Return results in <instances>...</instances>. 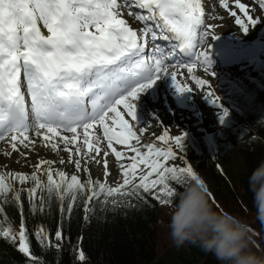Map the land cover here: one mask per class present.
<instances>
[{"label":"snow or ice","instance_id":"6c2138e0","mask_svg":"<svg viewBox=\"0 0 264 264\" xmlns=\"http://www.w3.org/2000/svg\"><path fill=\"white\" fill-rule=\"evenodd\" d=\"M218 2L242 31L258 23L259 18L250 14L252 8L242 0ZM254 2L264 10V0ZM205 15L204 0H0V143L8 146L0 154L11 157L17 153L27 162L41 149L58 156L67 153V159L38 158L31 173L0 165V201L8 203L11 197L22 212L24 193L32 210L43 212L46 192L49 202L53 198L60 202L61 211L67 201L69 215L84 198L87 214L95 211L90 207L93 200L105 210L134 206L131 199L144 200V194L166 204L170 201L166 198L175 194L170 181L199 179L190 165L167 166L177 159L174 149L183 151L185 134L172 136L165 129L155 138L163 146L142 143L126 117L135 119L134 101L161 74L172 77L177 91L193 90L178 81L181 66L173 65L170 70L166 65L169 57L163 49L156 47L145 55L150 42L169 39L164 30L174 34L181 52L195 57L194 63L182 67L196 85L203 89L209 84L194 74L196 63L205 66V71L210 67L207 49L197 52V44L217 35L218 25L206 24ZM125 16L144 26L134 28ZM41 24L48 35L41 31ZM206 94L213 103L219 102L212 91ZM114 145L122 146L121 150ZM109 157H114L120 178L115 186L108 182L112 174ZM57 163L71 164L76 172L55 168ZM91 165L103 169V179L91 176ZM29 182L31 187H15ZM36 199L41 202L39 207ZM3 211L0 204V214ZM33 234L42 246H53L43 226ZM0 238L13 244L18 241L19 251L32 257L23 222L16 230L5 220L0 224ZM62 238V231L57 230L55 239ZM78 258L85 259L83 251Z\"/></svg>","mask_w":264,"mask_h":264},{"label":"rangeland","instance_id":"374dc122","mask_svg":"<svg viewBox=\"0 0 264 264\" xmlns=\"http://www.w3.org/2000/svg\"><path fill=\"white\" fill-rule=\"evenodd\" d=\"M242 2L248 4V6L252 8V12L250 14L253 15L254 18H259L258 23L253 26L249 25L247 32L241 30V28L235 23L234 18L229 16V14L219 5L218 1L214 3L212 12L213 14L220 13L221 15L219 16H223L225 18V24H218V26H221L222 28L221 32L229 31L230 27L238 40L245 41L243 39L259 33L260 28L264 26V10H261V8L256 5L254 0H242ZM238 15H240L242 19L246 20L242 13L238 12ZM184 75L187 76L186 74ZM221 78L224 79L225 82L231 80L239 81V83L236 84L235 91L233 92L234 101L231 105L225 103L219 96ZM206 79L209 84L204 86V88L200 91L201 94L197 95L196 100H190V104L194 106L193 110H183L179 108L173 95L171 97V95L168 94L166 99H161L163 91L157 95V92L154 90L148 91L147 93H141L143 98H137L134 101L135 110L138 112V115L135 116V119L131 123L134 129L138 132L144 125L147 126V132L144 135L139 134L142 137V143L151 142L156 143L159 146H163L160 145V142L155 138L161 135L165 129L169 130L170 135L172 136L183 133L190 137L203 135L209 140H217L219 143L217 150L220 148V156L218 159L216 158L218 155H216V151L214 150L213 153L210 152L211 159H207L205 161L204 155H200L197 147L196 149H186V153L184 154L187 162H191L193 168L195 167L194 170L196 169V174L199 178L204 179L205 185L208 189L210 188L209 191L211 190L217 198V195L212 189L214 185V180L210 176L212 172L217 174L216 171L219 172L222 165L223 169L226 170L229 176L247 174L249 167L256 164V162L253 163L255 157L251 153L255 151L256 146L249 144L248 138L249 133L259 135L260 132L259 130H256V125H264V57H262L259 62L253 63L246 68L233 66L222 69L218 72V75H211V73H209L206 75ZM197 91L198 90L195 89L192 92V95H194ZM208 91H212L215 96L219 97L218 103L212 102L211 98L206 94ZM146 96L149 98L147 99ZM149 100H153L154 102ZM197 101H199L202 105H206L211 111L207 110L206 112H203L201 109H198V105L196 104ZM152 110L159 111L160 115L158 118L153 116L152 112H150ZM225 111L228 113L226 116L223 115ZM214 116L216 117V120H214ZM226 118H228V121L224 124V126H220V123L225 121ZM249 121L253 127L250 125ZM244 128L249 129V133L246 132ZM225 140H230L229 143L231 146H223L225 144ZM114 146H116L118 150H121L122 148V146ZM7 147V145L0 143V149ZM142 150L146 151V149L143 148ZM174 150L177 152L179 149ZM129 155H132V153H129ZM61 156L67 159V153L61 152L58 156L47 149H42L39 151L38 156L33 154L30 156L29 160L25 162L17 153H13L11 157L0 154V165H7L8 168L12 170L31 173L34 170L33 165L36 163L38 158L58 160ZM179 159L180 158L176 161H179ZM18 160L20 161L19 163L16 162ZM109 160L112 174L108 177V182L110 185L115 186L116 182L120 178L117 175V165L114 157H109ZM129 162L130 161L128 160L124 161V163ZM171 163L172 160L168 162L167 166ZM216 163H220L219 167H214ZM54 167L63 169L69 174L76 172V169L71 164L60 165L57 163ZM80 175L82 180L86 179V175L84 173H80ZM91 176L93 178L103 179V169L97 165H91ZM42 179H44V177H42ZM187 181H190V179L185 177L183 182L180 183L185 184ZM171 183H173V181H171ZM31 186L30 182L29 187ZM218 193L222 198L226 195V192L222 188L218 190ZM146 196L148 198V195ZM149 197L152 198V196ZM46 198L47 194L45 192L44 205L46 203ZM81 200L74 206L73 211L71 212L73 216L76 210L80 213L79 208L81 207ZM210 202L213 206L219 207L221 210V206H216L212 201ZM35 203L39 207L41 202L39 199H36ZM55 203L57 205L55 213L56 216H58L60 213V202L57 200ZM49 205L50 202H48L47 206ZM98 205V211L100 210L102 212H106L100 203ZM155 207L157 208V219L152 237L154 238L153 244H156L155 250L159 255L164 250L169 249V247H173V245L166 228L167 213L170 209L161 202H159V205H155ZM59 219L63 220V223H65L64 217L62 218L61 216H58L54 225L55 231ZM64 226L65 224H63V227ZM67 234L68 233H66V235ZM87 258H90V256ZM151 261H154V259ZM78 263H81L80 259Z\"/></svg>","mask_w":264,"mask_h":264},{"label":"trees","instance_id":"16d2710c","mask_svg":"<svg viewBox=\"0 0 264 264\" xmlns=\"http://www.w3.org/2000/svg\"><path fill=\"white\" fill-rule=\"evenodd\" d=\"M256 130H259V135L253 134L248 138V143L256 146L255 151L251 152L255 157L253 163L256 164L249 167L247 174L229 176L223 169L222 172L216 171L217 174L212 172L210 176L214 180L212 189L217 195V198L214 195L217 200L214 204L221 206V211H228L248 223L253 230L256 247L264 249V222L256 218L253 194L248 187L250 172L264 161V125H256ZM207 159L209 160L208 155L204 160ZM169 183L175 193L183 190L185 186L175 181ZM220 188L226 192L224 198L219 196ZM146 195L144 194V200L137 201L132 198L131 204L134 206L114 209L109 206L106 212L98 211V201L93 200L91 206L94 205L95 211L88 213L87 218L83 215L84 212L82 214V207L79 208L80 213L76 210L74 216L71 213L65 218V207L61 212L65 223L62 220L58 227L63 235L61 240L55 239L57 200L54 198L43 212H34L24 193L21 194L22 212L11 197L8 203L0 201L4 210L0 214V224L7 220L18 230L23 222L27 228L31 253L35 257L34 261H30L19 251L17 244L0 238V264H217L213 256L204 253L195 245H186L179 249L169 247L158 255L152 237L157 219L155 205L158 200L153 196L149 197L151 195L147 198ZM166 199L171 201L172 197ZM215 208L220 210L219 207ZM41 226L49 234L53 246H42L37 241L33 233ZM54 245H59V248ZM80 251H83L85 259L78 263Z\"/></svg>","mask_w":264,"mask_h":264},{"label":"clouds","instance_id":"9594fccd","mask_svg":"<svg viewBox=\"0 0 264 264\" xmlns=\"http://www.w3.org/2000/svg\"><path fill=\"white\" fill-rule=\"evenodd\" d=\"M248 187L256 218L264 222V161L250 172ZM165 206L170 209L168 236L177 249L195 245L213 256L217 264H264V249L256 247L250 225L215 208L202 178L187 181Z\"/></svg>","mask_w":264,"mask_h":264},{"label":"bare ground","instance_id":"6f19581e","mask_svg":"<svg viewBox=\"0 0 264 264\" xmlns=\"http://www.w3.org/2000/svg\"><path fill=\"white\" fill-rule=\"evenodd\" d=\"M216 1H218V0H204V9H205V13H206V15H205V22L207 23H215V24H225V18L223 19V20H219V19H216V20H213V19H210V16H219V15H221L220 13H214L213 14V12H212V9H213V6H214V3L216 2ZM223 17V16H222ZM125 19H128L129 20V23L134 27V28H137V29H139V25L136 23V22H133L132 20H130V19H132V17H128V16H125L124 17ZM41 31L45 34V35H48V33H47V30L46 29H44L43 28V26H42V24H41ZM216 31L218 32V33H221V31H222V28H221V26L219 27H217L216 28ZM220 36H222V35H220ZM234 36V35H233ZM234 43H236V42H234ZM244 46V45H243ZM225 47H227V46H224V45H218V48H214L213 50H218V49H221V48H225ZM234 47H235V45H234ZM242 47V46H241ZM241 47H239V48H241ZM238 57V56H237ZM197 66H196V68H195V70H194V74L195 75H197V76H199L200 78H201V75L198 73V69L201 67V66H203L202 64H199V63H197L196 64ZM183 68V67H182ZM184 74H186L187 76H191V75H189L187 72H185L184 70H182V69H179V74L178 75H180V77H177V79H180V80H183V81H185V76H184ZM183 75V76H182ZM169 79H171L172 80V77L169 75V77H168ZM171 84H173V85H175V83H174V81L172 80V83ZM154 90V89H153ZM156 95H157V93H156ZM155 95V96H156ZM146 98L148 99L149 97H147L146 96ZM126 119H129V121L131 122V119L129 118V117H126ZM42 150V149H41Z\"/></svg>","mask_w":264,"mask_h":264}]
</instances>
